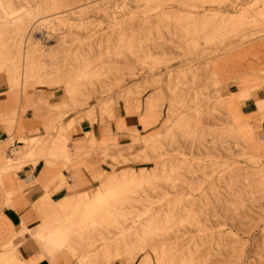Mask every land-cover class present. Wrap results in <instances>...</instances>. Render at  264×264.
<instances>
[{
  "label": "rangeland",
  "instance_id": "1",
  "mask_svg": "<svg viewBox=\"0 0 264 264\" xmlns=\"http://www.w3.org/2000/svg\"><path fill=\"white\" fill-rule=\"evenodd\" d=\"M261 40L264 0H0V81L55 112L44 145L122 114L160 119L55 200L46 240L70 225L49 255L264 264V139L230 121L215 67Z\"/></svg>",
  "mask_w": 264,
  "mask_h": 264
},
{
  "label": "crops",
  "instance_id": "2",
  "mask_svg": "<svg viewBox=\"0 0 264 264\" xmlns=\"http://www.w3.org/2000/svg\"><path fill=\"white\" fill-rule=\"evenodd\" d=\"M215 67L224 83V110L230 121L246 137L264 139V112L257 101L264 98V86L259 87L264 40L221 57ZM38 107L31 95L0 81V264H81L65 248L49 255L40 244L42 238L46 241L55 200L71 190L72 182L94 183L93 173L106 167L104 152L112 157L116 148L133 139L131 131L155 132L160 119L142 110L122 114L120 124L83 123L62 134L66 141L47 146L44 142L60 134L56 115L43 105L39 113ZM93 129L96 138H91Z\"/></svg>",
  "mask_w": 264,
  "mask_h": 264
},
{
  "label": "bare ground",
  "instance_id": "3",
  "mask_svg": "<svg viewBox=\"0 0 264 264\" xmlns=\"http://www.w3.org/2000/svg\"><path fill=\"white\" fill-rule=\"evenodd\" d=\"M46 26V25H45ZM27 85V84H26ZM26 87V86H25ZM24 90V89H23ZM26 92V90H25ZM71 179V178H70ZM90 212V211H89ZM70 224L68 222L65 223H61L59 229H57V231H55V233L53 234L52 238L47 239L46 241H44V239L42 238L43 241H41L40 244H42V247L46 246V248L48 249V254L51 253L53 250L51 247H54L56 245V243L62 238V235L65 234V232L67 231V227ZM73 226V225H72ZM67 251V250H66Z\"/></svg>",
  "mask_w": 264,
  "mask_h": 264
},
{
  "label": "water",
  "instance_id": "4",
  "mask_svg": "<svg viewBox=\"0 0 264 264\" xmlns=\"http://www.w3.org/2000/svg\"><path fill=\"white\" fill-rule=\"evenodd\" d=\"M43 264H46V263H43Z\"/></svg>",
  "mask_w": 264,
  "mask_h": 264
}]
</instances>
